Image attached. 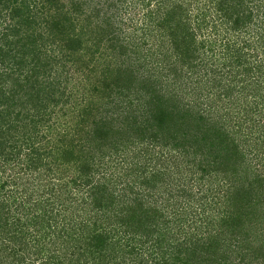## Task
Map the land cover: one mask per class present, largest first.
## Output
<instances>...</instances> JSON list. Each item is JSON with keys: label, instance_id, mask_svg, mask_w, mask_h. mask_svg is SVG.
Returning a JSON list of instances; mask_svg holds the SVG:
<instances>
[{"label": "trees", "instance_id": "1", "mask_svg": "<svg viewBox=\"0 0 264 264\" xmlns=\"http://www.w3.org/2000/svg\"><path fill=\"white\" fill-rule=\"evenodd\" d=\"M123 1L111 0L115 9L109 13L110 20L96 26L87 22L82 24L84 19L76 21V26V16L84 13L79 7L86 1L76 5L73 11L66 9L61 0H12L10 6L5 5L11 10L7 9L9 20L5 23V29L0 31V170H6V162L14 161L11 166L16 165V172L31 171L40 160L31 145L34 143L32 134L36 121L26 109L28 101L36 107L40 96H36L27 82L21 79L25 65L39 55L35 34H24L22 31L29 29L30 20L35 16V5L55 6L57 13L53 17H57L54 21L57 26L52 24L48 30L54 39H64L66 48L75 54L80 51L79 48H83L87 39L100 38L109 32L108 29L116 28V18L124 12L121 11ZM131 3L133 14L130 18L139 17L141 20L138 31L141 30L145 42L150 45L154 63L147 79L151 85L145 84L147 92L141 94L148 107L143 114L145 125L141 127V135L148 140L146 144H150L149 140H156L167 147L165 154L159 153V164L155 162L151 172L146 171V167L140 168L144 173L143 180L148 184L149 181L157 183L161 180L158 185H151L155 189L158 186L163 190L166 183L171 182L173 189L168 199H171L173 208L179 203L181 207L174 209L178 210L179 215L166 214L155 205L151 208L127 206L128 218L125 221L123 218L125 223L117 221L119 226L113 231L109 232L106 225L102 226L96 219L87 230L85 225L79 231L67 232V238L62 241L63 251L67 250L71 260L77 264L233 262L230 260L231 244L223 245L220 237L229 226L235 229V233H244L246 228L241 224L242 217L246 215L244 209H237L234 214L238 215L229 210L219 223L212 222L202 230L193 227L192 223L185 224L181 217L183 211L179 210H184L182 205H195L202 197L205 199L206 194L202 196L203 186L208 189L216 185L219 186L218 190L226 186L228 197L225 201H228V205L236 199L235 205H261L264 201L262 183L250 182L252 165L249 163V154L256 155L260 148H264V18L253 10L256 5L246 0H131ZM256 7L262 8V5ZM66 26L72 30L65 37L63 30H67ZM97 26L103 31H99ZM89 30L102 35L92 38L93 32ZM58 33H61V38ZM251 35L252 39L257 36V40L253 41ZM4 42L10 46L6 48ZM69 43L74 45L69 47ZM61 45H65L63 40ZM29 69L35 72V76L38 74L36 63ZM257 113L260 116L258 120L251 117ZM134 137L135 133L132 135ZM24 144L28 147H24ZM166 154L176 161H165ZM19 162L25 165L19 167ZM184 162L185 167H181ZM242 173L246 175L242 176ZM238 177H247L245 185L233 191L231 188ZM258 177L260 174L256 179ZM204 178H207V183ZM5 186L6 183L0 187ZM101 186V183L93 185L86 201L94 203L90 206L98 217L104 211L109 213L114 202L113 195L112 198L108 197V191H99ZM28 190L25 191L27 196L22 199L23 203L30 202L31 196L36 194ZM104 197L109 201H102ZM15 200H2V206L8 205V202L9 205H16ZM112 214L111 217L115 219L116 213ZM33 217H36L35 214ZM48 218L47 224L52 226L51 217ZM23 225L0 242V245L5 243V250H0L2 261L23 249L28 241L30 226L37 233L41 228L36 218L23 222ZM2 228L0 223V231ZM122 232L129 233L130 237L121 241L124 238L119 236ZM221 244L223 255L218 251ZM260 248H263L262 244ZM260 248L250 250L254 251L251 253L255 259L262 252V249L258 251ZM246 256L242 250L241 259L246 260ZM6 260L3 263L0 261V264H6ZM61 264H65V259Z\"/></svg>", "mask_w": 264, "mask_h": 264}, {"label": "rangeland", "instance_id": "2", "mask_svg": "<svg viewBox=\"0 0 264 264\" xmlns=\"http://www.w3.org/2000/svg\"><path fill=\"white\" fill-rule=\"evenodd\" d=\"M61 1L65 8L70 10L86 1L79 7L84 13L77 15L75 22L84 19L82 24L87 22L91 26L102 25L110 20L109 13L115 9L111 0ZM123 2L121 11L124 12L116 18V28L108 29L109 32L100 38L87 39L83 48H79L80 51L75 54L70 48H66L64 39L62 40L65 45H61L62 40L54 39L52 32L48 30L52 24L57 26L54 24L57 17H53L57 13L55 6L50 8L41 3L36 4L35 13L33 12L35 16L30 20V26H27L29 29L22 30L24 34L34 33L36 45L39 46V55L25 65L26 71L22 70L24 74L21 79L27 82V86L31 91L34 90L36 96H40L36 107L28 101L26 108L36 121L32 134L34 143L31 145L36 149L40 160L31 171L16 172V165L11 166L14 161L6 162V170H0V186L6 183L4 188L0 187V223L3 227L0 231V242L7 239L8 235H13L17 228L24 227L25 221H33L36 218L41 228L37 233L30 226V230L27 229L28 241L24 243L23 249L10 255L7 260L0 259L2 263L6 260V264H61L65 259V264H77L71 260L67 250L63 251L62 241L67 238V232L79 231L85 225L87 230L96 219H99L102 226L106 225L109 232L113 231L119 226L117 221L125 223L128 218L127 206L151 208L155 205L166 214L179 215L178 210H174L181 207L179 203L173 208L171 199H168L173 189L171 182H167L161 190L158 186L157 189L151 187L158 185L161 180L157 183L149 181V184L143 180L144 173L140 166L151 172L154 163L159 162L160 155L165 154L167 147L161 146L156 140H149L150 144H146L148 140L141 135V127L145 125L143 114L148 111L142 95L147 92L144 89L145 84L151 85L147 79L148 72L152 71L151 65H154L151 57L153 52L145 42L146 38L142 36L141 30L138 31L141 25L139 17L130 18L133 14L131 0ZM246 2L254 6L262 5V8L253 7V10L258 12L260 18H264V0ZM11 3L12 0H0V31L5 29V23L9 20L8 10H11ZM6 4L9 6L6 7ZM110 6L112 7L109 8ZM77 24L76 22V26ZM65 28L67 30H63L64 36L72 30L70 26ZM98 29L103 31V28ZM91 35L93 38L102 34L93 32ZM60 36L61 33L58 37L61 38ZM252 40L256 41L257 36ZM4 43L6 48L10 46L8 42ZM71 44L69 43V47ZM33 63H36L38 68L36 76L33 74L35 72L29 69ZM251 117L257 120L260 118L258 113ZM134 133L135 137L132 138ZM14 135L16 138L17 133ZM24 147H28L27 144H24ZM256 153L249 154V163L252 165L250 182L262 183L264 190V148H260ZM165 158L168 163L176 161L168 154ZM146 159L151 160L147 162ZM24 165L25 163L19 162V167ZM181 167H185V162ZM259 174L261 179H256ZM244 175L246 173H242V176ZM206 179L203 180L207 183ZM246 179L247 177L235 178V186L231 189L238 190L242 184L245 185ZM98 183L102 184L99 191H108V197L114 199L112 209L108 210L109 213L104 211L103 215H100L101 219L90 206L94 203L86 202L91 187ZM217 188L219 186L216 185L208 189L203 186L202 196L206 194L205 199L202 197L203 199L195 205H182L184 210L179 211H183V222L192 223L193 227L197 226L202 230L212 222L219 223L227 211L230 210L229 212L234 214L237 209H244L247 215L242 217L241 222L246 228L244 233H235V229L229 226L227 232L223 230L220 237V243L223 245L231 244L230 260L233 262L226 261V264H264V201L261 205H235L236 199L228 205V201H225L228 197L227 187L219 190ZM26 189L35 191L36 194L31 196L30 202L23 203L22 199L27 196ZM14 198L16 205H9L8 202V205L2 206L3 201H11ZM101 200L109 201L105 197ZM112 213H116L115 219L111 217ZM33 214L36 217L31 218ZM48 217H51L52 226L47 224ZM87 217L89 218L85 221ZM87 221L91 224L88 225ZM119 236L124 237L121 240L123 241L127 240L130 234L122 232ZM222 244L218 248L220 255L224 254L221 253ZM261 244L263 248H260ZM256 248H260L259 252L262 249V255L259 254L255 259L251 253L254 251L250 250ZM0 250H5V243L0 245ZM242 250L247 255L246 260L241 259ZM226 254L228 255V252ZM88 257L92 262L91 257Z\"/></svg>", "mask_w": 264, "mask_h": 264}]
</instances>
